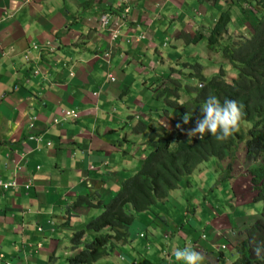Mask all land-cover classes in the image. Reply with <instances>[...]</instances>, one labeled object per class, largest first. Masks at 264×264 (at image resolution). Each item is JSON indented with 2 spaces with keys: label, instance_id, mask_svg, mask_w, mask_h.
Returning <instances> with one entry per match:
<instances>
[{
  "label": "crops",
  "instance_id": "0c3cea01",
  "mask_svg": "<svg viewBox=\"0 0 264 264\" xmlns=\"http://www.w3.org/2000/svg\"><path fill=\"white\" fill-rule=\"evenodd\" d=\"M193 1L194 7L218 11L223 0ZM185 2L0 0V181L14 182L6 189L0 186V264H51L54 259V264H67L68 253H75L93 233L85 229L82 243L71 246L73 232L101 211L97 206L71 203L78 195L96 192L94 196L108 201L118 182L136 170L145 153L146 133H134L127 124L128 115L108 117L107 102L116 95L127 108L134 104L138 121L153 123L149 117L156 115L158 100L144 81L135 97L127 93L126 87L134 83L127 70L133 66L140 70L144 59L145 63H177L176 51L157 49L159 41L154 38L160 39L161 33L154 27L181 20L185 27L169 37L179 42L178 36H189L194 25L190 16L197 12L194 7L189 11ZM124 9L127 17L120 23L117 39L111 41L98 27V18L103 12L118 14ZM207 10L203 14L207 13L209 24L214 14ZM148 51L155 56L152 62L146 58ZM112 71L117 78L110 81ZM108 83L113 90L103 92ZM151 83L159 85L161 80ZM63 109L78 111V117L62 118ZM87 187L93 193H87ZM176 190L156 212L170 220L168 227L166 220L153 217L156 210L152 216L139 211L141 218H133L127 227L126 241L91 264H158L166 259L163 253L168 254L169 264H184L174 250L188 245L204 255L203 264L231 262L235 257L232 246L218 248L225 242H242L243 234L240 241L231 243L227 232L244 228V216H256L243 213L239 205L244 201L233 205L231 198L232 210L244 216L227 214L224 207L219 210L220 199L198 212L195 207L201 196L196 197V188ZM177 198L181 205L173 201ZM172 207L180 210L174 222L166 215ZM199 215L208 220L201 221ZM217 217L223 218L225 228L214 223ZM230 217H235L232 222ZM238 217L239 226L235 224ZM199 222L203 230L197 236L201 235L184 239L181 228L189 227V233ZM63 237H69V246L61 251L58 245Z\"/></svg>",
  "mask_w": 264,
  "mask_h": 264
},
{
  "label": "trees",
  "instance_id": "16d2710c",
  "mask_svg": "<svg viewBox=\"0 0 264 264\" xmlns=\"http://www.w3.org/2000/svg\"><path fill=\"white\" fill-rule=\"evenodd\" d=\"M257 2L264 5V0H254V4ZM229 22L230 15L226 12L219 13L218 17L213 19L206 38L209 48L216 49L214 42L226 32ZM219 54L235 67L234 76L226 78L220 68L217 73L205 78L198 70L200 65L195 63L193 85H182L168 76V79L174 82L171 87H162L158 90L154 83L147 86L148 89H153L155 98L163 96L164 104L176 109L180 116L172 124V129L166 128L170 122L165 124V127L141 122L132 128L135 133L145 131V142L150 143L152 147L138 169L122 180L108 202L103 203L94 195L76 196L71 203L73 206L77 204L97 206L101 211L82 229L73 232L71 246L78 245L83 240L85 229L93 231L82 248L67 257V264H91L107 254L115 243L124 242L134 212L151 208L156 205V200L163 203L168 189L182 187L179 184L180 179L191 173L198 164L207 163L211 158V162L214 160L217 168L222 170V179L235 172L236 164L242 163L243 160L250 162L247 168L251 175L250 182L252 188L258 189L253 200H260L263 203L259 216H262L264 221V15L257 21L250 38L234 43L229 42L227 38L220 45ZM181 86L186 93L189 90L193 93L182 102L178 101L177 94V90L182 89ZM208 95H215L221 101L233 99L243 105L245 118L241 131L222 142L211 138L210 134L202 141L196 137L191 140L181 138L177 123L182 124L183 116L189 113L191 121L183 127L193 125L201 116V107ZM251 160L255 161L252 163ZM210 177L209 174L204 178ZM184 184L191 186L188 177L184 179ZM201 186L204 190L205 186ZM261 221L258 219L244 230L246 237L240 243L241 247H234L236 258L229 264H264V260L250 255L251 250L258 244L253 237V229L261 232V242L258 246L264 248V223L261 227Z\"/></svg>",
  "mask_w": 264,
  "mask_h": 264
},
{
  "label": "rangeland",
  "instance_id": "374dc122",
  "mask_svg": "<svg viewBox=\"0 0 264 264\" xmlns=\"http://www.w3.org/2000/svg\"><path fill=\"white\" fill-rule=\"evenodd\" d=\"M251 1L252 0H249L250 3H251ZM185 3L188 4L189 11L195 5L193 0H186ZM222 4H223V6L226 4L229 5V3L226 0H223ZM244 6L245 5H243V7ZM207 9L208 8L203 6V5H201V7H199V6L194 7V10H196L197 13H191V16H190L191 19L189 20L192 22V24H194L193 27H196V26L198 27V24L203 23V25L207 29L210 30L212 27L213 19L217 18L219 13L226 12V13H229V15L231 17H234V14L235 15L239 14V15L245 17V22L243 23L244 27L241 26V29H238L239 33L237 35H235V37L237 39L240 35H243L245 33L244 29L247 30V27L248 28L251 27V29H253L255 21H256V19H255L256 15L251 13V9L247 6H246V9L243 8L241 12L236 7L230 8V10L228 12L226 11V7L221 11H217V10L214 11L212 8L209 10H207ZM239 9H241V8H239ZM206 10H207V12L214 14V16H212L210 18V20L208 21L209 24L207 23V18H206L207 13L203 14L204 12H206ZM238 11H239V13H238ZM236 21H237V23H239L240 20H238V19L236 20V18H234L233 24H235ZM172 23H174V24L172 25ZM237 23L235 25H237ZM156 25L157 26H155L154 29H156L159 32V34L161 33L160 39H158V37L154 38L155 40L159 41V44L157 45V49L159 51L163 50L164 53L174 50V51H176L177 54L180 55V57L178 58L177 63H163V64H161V63H145L146 60L144 59L143 62L140 63L143 65V67L140 70L135 69L134 66L131 68V70L128 69L127 71L130 72L129 77H130V79L134 80V83L129 84L126 87V90H127V93H129L132 97H135L138 94L139 90L142 87V84H141L142 81L147 82L146 84L148 86L150 84V82L153 81L156 77L160 78L161 76L167 75V73H166L167 70H169V72H170V73H168L169 77H174V79H178L181 82V84L193 85L195 77L189 76V75H195V72L193 71V69H194L193 67L195 66V63H198L199 65H201L198 70L200 71L201 75L203 77H206V78H208L212 74L217 73L218 70L220 69V67L222 68V71H223L226 78H230V77L235 75V71H236L235 67H233V65L231 63H228L223 59V57L219 54V49L217 51L216 50L215 51H212V50L209 51L206 48L208 46V41L206 40L207 37H205V34H204V33H206V30L204 28L198 29V31H200V33L202 35L200 40H199L198 34H196L197 33V31H196V33H195L196 35H194L191 38L193 43H188V42H185L186 38H182L179 40V42H176L177 39L174 40V39H171L169 37V35H171V34L176 36V34H178L180 29L185 27L182 24L181 20L169 21L168 25H162V24H156ZM193 27L190 28V29H192L190 32H193V30H194ZM187 28H189V26ZM151 30L154 31L153 27ZM202 32H204V33H202ZM163 36H165L164 37L165 38L164 39L165 45L162 46L160 42H161ZM235 37H234V39H235ZM147 40L150 41L152 39H151V37H149ZM228 41L232 42L231 33H229ZM146 58L152 62L153 59H155V56L153 55V53L151 51H148ZM182 61L186 62L188 64V66H190V67L189 68L184 67L183 63H179ZM168 64H169V67H168ZM174 67H175V69L177 68L178 71L173 72L172 69ZM163 71L166 74L162 73ZM192 72H193V74H192ZM160 73H161V75H160ZM187 73H190V74L186 75ZM111 74H112L113 78H115V77L117 78V73L115 71H112ZM169 83H170L169 79L164 78V80H161V84L159 86L162 87L163 84L164 85H170ZM111 86H112V84H110V83L106 84L103 92L106 90H113L111 88ZM178 94L181 95L180 101H183L185 98H189V96L192 95L193 93L190 90L188 93H186V91L184 90V87L182 86V89L181 90L179 89ZM107 103L109 104V110L107 112L108 117H113V119H116V118L123 119V116L128 115L129 117H127V120H128L127 124H129V125H132L134 122L138 121V118H137L138 116L134 117V113H135L134 110L137 109L134 106V104H131L129 106V108H127L126 106H124V105H126L125 100L119 99L116 95H112ZM151 103H153V99L151 100ZM148 106L149 105H146V107H148ZM175 114L177 115L176 112L170 111V113L167 116L173 120L174 119L176 120ZM149 118L152 119L153 117L151 116ZM168 119L169 118H164L163 119L164 121H161V123L159 122V119H158L157 123L158 124L163 123L165 125V122L169 121ZM109 123H111V121H109L108 124ZM194 124L190 125V126H184V128L188 129V128L194 126ZM65 126L67 128V124H65ZM70 129H72V128H70ZM179 132H180L181 138H188V136L184 132H181L180 130H179ZM122 149H125V147L124 148L122 147ZM211 160H212V158L210 159L209 162L202 163L200 165L199 171H197V169L194 168L191 173L183 176L179 181V184L185 188L186 185L184 184V179L186 177H188V183L192 186V189H194V185H195L196 197L199 198L201 196L200 199H198L196 202L197 207H195V209H197L198 212H201L202 207H205L207 209V206L210 203H213V199H220L221 201L218 202L219 203L218 209L222 210L224 207L225 212L227 214L230 212H233V214L235 216V215H237V213L242 214L241 211H246L247 215H250V214H254V216L260 215L261 202H259V201L248 202L253 198L256 191L253 188H251V184L248 182V174L246 173V171L244 169L242 170L241 166L237 169L238 174L234 176L236 178V185L233 188V191H232L231 197H230V192L228 191L229 190L228 181L224 180V183L222 184L221 180L216 179V177L217 178H219V177H218V175H216V173L214 171L219 170V168H217L215 161L213 160L211 162ZM254 161L255 160H251L252 163ZM245 165H250V162L247 161L245 163ZM209 174L211 175L210 178H207V179L204 178L205 175H209ZM199 181H200V183H202V182L203 183L199 184L198 183ZM211 183H212V187H211ZM201 185H205L204 190H203ZM209 187H211V188H209ZM92 190L93 189L87 187L85 191L87 193H93ZM176 191H175V194H176ZM197 191H198V194H196ZM218 191H220V193H218ZM115 192H116V190H115ZM83 193H84V191H83ZM230 198L233 201V205H234V203L244 201V203H242V205H239L241 211L235 212V210H232L233 207L231 206V204L229 205V202H228V200ZM173 201L175 203L181 205L179 198L174 199ZM182 204L184 205L183 200H182ZM226 206H228V207H226ZM137 212H135L136 214H134V218L135 217L141 218V213L139 211H137ZM143 212H145V214H147V215L152 216L153 211H152V209H150V210H146ZM167 214L170 216L171 220H173V222H174L175 218L180 214V210L178 208L172 207V209L170 211H168ZM193 214L194 213L192 212L190 214V216H193ZM241 216H244V215L242 214ZM232 218H235V217H232ZM232 218L230 219L231 222H232ZM244 218H246L244 221V224L246 225L249 222V220L252 219V216H244ZM199 219L201 221L206 220L205 216L202 217V215H199ZM192 220H195V218L193 217ZM200 223L201 222L197 223L198 225L196 224L194 226V228L189 231V233H187V230L190 229L189 227L184 226L183 228H181L180 232L184 234V237H186L184 239H189L188 235H190V234H192L194 237H196L203 230V225ZM214 223H218L221 226V228L225 226V223H224V220L222 217H217L215 219ZM134 224H135V222H134ZM235 224L239 226V217L235 220ZM171 228H172V226H171ZM63 230H66V229L63 228ZM244 230L245 229L242 228V229H238V230H230V232H227L229 241L231 243H235V242L240 241L242 234L244 236ZM192 235H190V236H192ZM62 236H63V233H62ZM158 236L161 237L159 234H158ZM68 240H69V237H66V238L63 237L62 238V241H64V242H62V244L58 245V247L61 249V251H62V248L64 246H65L64 249L67 250L66 247L69 246ZM217 244H219V243H217ZM55 252H56V254L59 255V252L57 250ZM70 253H72V252H69L68 254H70ZM62 257H64V256L62 255ZM233 260H235V257ZM56 261H57V259H54L51 264L56 263ZM218 264H229V262L223 263L222 261H219Z\"/></svg>",
  "mask_w": 264,
  "mask_h": 264
},
{
  "label": "clouds",
  "instance_id": "9594fccd",
  "mask_svg": "<svg viewBox=\"0 0 264 264\" xmlns=\"http://www.w3.org/2000/svg\"><path fill=\"white\" fill-rule=\"evenodd\" d=\"M183 1H186V0H183ZM228 3H229V5H224L223 6V4L221 5V7H220V9L218 10V11H221V10H223L225 7H226V11H229L230 10V8H232V7H236L240 12L242 11V9L243 8H245L246 9V6L247 7H249L250 9H251V13H253V14H255L256 15V17H255V19H256V21H255V24H254V27L256 26V23H257V21H259L260 20V18L264 15V5H262V4H260L259 2H257L256 4H254V0H252L251 1V3L249 2V0H226ZM238 4V5H237ZM243 5H245L244 7H243ZM239 8H241V9H239ZM124 10H126V9H124ZM239 11H238V13H239ZM103 14H109L110 15V21L108 22V24H107V26H105V27H103V26H100V24H99V18H98V27L99 28H101V29H103V30H105L107 33H108V38L111 40V41H114V40H116L117 39V36L119 35V33H120V23H121V21H123L124 20V18H126L127 17V10L124 12H122V13H118V14H112V13H109V12H103L101 15H103ZM122 14H124V16L122 17L121 15ZM100 15V16H101ZM214 16V15H213ZM211 17H212V15H211ZM210 17V18H211ZM234 18H236V20L238 19V20H240L239 21V23H237V21H236V23H237V25H235V24H233V19ZM116 23L117 24V33H116V35H115V37L112 39L111 38V31H110V29H111V25H112V23ZM241 22V23H240ZM245 22V17H243V16H241V15H235L234 14V17H231L230 16V22L228 23V25H227V28H226V32L223 34V36L221 37V38H218L217 39V41L216 42H214V46L216 47V49H211V48H209V46H207L206 48L210 51V50H212V51H217L218 49L220 50V45H222L223 43H224V41H226L227 40V38L229 39V33H231V37H232V43H234L235 41H239V40H242V39H248V38H250V34L253 32V29H251V27L250 28H248L247 26V30L246 29H244V34L243 35H240L237 39H236V37H235V35H237L239 32H238V29H241V26H243V23ZM198 25H202V26H204L203 25V23H200V24H198ZM205 27V26H204ZM244 27V26H243ZM253 27V28H254ZM205 30H206V35H205V37H207V35H208V33H209V29H207V28H204ZM196 31H197V33H196ZM189 33H191L189 36H178V38H180V39H182V38H186V41L185 42H188V43H193V41L191 40V38L194 36V35H196V34H198V36H199V40L201 39V37H202V35H201V33H200V31H198V29L196 28V29H194L193 30V32H189ZM196 33V34H195ZM234 37H235V39H234ZM235 40V41H234ZM204 44V43H203ZM163 45H164V43H163ZM224 59V58H223ZM225 60V59H224ZM226 61V60H225ZM226 62H228V61H226ZM181 63H183L184 64V67H190V66H188V64L186 63V62H184V61H182ZM229 63V62H228ZM201 66V65H200ZM169 67V66H168ZM221 68V67H220ZM222 69V68H221ZM173 70V72H175V71H178V69L176 68L175 69V67L172 69ZM192 70V69H191ZM193 71H194V69H193ZM165 73V72H164ZM166 73H167V75H165V76H161L160 78H155L156 80H164V78H166V79H168V73H170L169 72V70H167L166 71ZM165 73V74H166ZM188 74H190V73H187L186 75H188ZM192 74H193V72H192ZM161 75V74H160ZM192 76V75H191ZM206 78V77H205ZM154 79V80H155ZM169 79H174V77H169ZM109 80L110 81H113V77H109ZM153 80V81H154ZM177 81H179L178 79H176ZM170 81V85H162V87H171V86H173L174 85V82L172 81V80H169ZM180 82V81H179ZM151 83V82H150ZM181 83V82H180ZM155 84V86L154 87H157V89L158 90H160L162 87L161 86H159V85H156V83H154ZM183 85V84H182ZM159 86V87H158ZM182 87V86H181ZM152 90V98H154L155 99V97H154V95H153V89H151ZM180 90H181V88H180ZM179 93V90H177V94ZM180 96L181 95H179L178 94V101H180ZM157 98V100H158V104H157V106H156V115H152V124H149V125H161V126H164L165 127V125L162 123V124H158L157 123V120L159 119V122L161 123V121H164L163 119L164 118H169L168 120L169 121H166L165 122V124H167L168 122H170L171 124L168 126V127H166L167 129H172L173 128V125L172 124H174L175 123V121L177 120V118L180 116L179 115V113L176 111V109H172V108H169V107H167L165 104H164V102H163V96H158V97H156ZM188 98H185L184 100H187ZM183 100V101H184ZM180 102H182V101H180ZM64 111H68V112H72V114H74L73 116L72 115H66V116H64L63 115V112ZM165 111V112H164ZM170 111H173V112H176L177 113V115L175 114V117H176V120L174 119H171L170 117H168L167 115L170 113ZM153 114V113H152ZM60 116H62V118H77L78 117V111H74V110H72V109H63V110H61L60 111ZM158 118V119H157ZM244 118H245V113H244V111H243V105H241L238 101H236V100H233V99H224L223 101H221L218 97H216L215 95H208L206 98H205V100H204V102H203V105H202V107H201V116L199 117V118H197L196 120H195V124H194V126H192V127H190V128H188V129H185L184 127H183V125H187V124H189L190 123V121H191V115L188 113V114H185L184 116H183V118H182V124L181 123H177V125H176V127H177V129H179L181 132H184L187 136H188V138H189V140H191L193 137H196V138H198V139H200L201 141L202 140H204L205 139V137L207 136V135H209L210 134V136H211V138H213V139H215L216 141H220V142H222V141H225V140H227V139H229V138H231L234 134H236V133H239L240 131H241V126H242V123L244 122ZM172 121V122H171ZM137 123H141V121H136V122H134L131 126H132V128L137 124ZM142 123H146V122H142ZM148 124V123H147ZM135 133V132H134ZM142 133H145V132H142ZM136 134H139V133H136ZM144 143H145V153L143 152V159L142 160H144V158L146 157V155H147V153H148V151L150 150V147H152L151 146V144L150 143H146L145 141H144ZM247 161H245V160H243V162L242 163H240V164H236L235 165V172H233V173H230L229 175H228V177L226 178V179H222L221 177V175H222V170H216V171H214L215 173H216V175H218V177L219 178H217L216 177V179H219V180H221V183L223 184L224 183V180H227L228 181V185H229V192H230V194L232 193V191H233V188L235 187V185H236V178L234 177L235 175H237L238 173H237V169L241 166V168H242V170L244 169L245 171H246V173L248 174V182L251 184V182H250V179H251V175H250V173L248 172V166L249 165H245V163H246ZM142 163V162H141ZM140 163V164H141ZM202 163H205V162H202ZM202 163H200V164H198V166H197V171H199V169H200V165L202 164ZM107 163H106V161H104L103 162V164L102 165H106ZM140 164L137 166V168L136 169H138V167L140 166ZM136 170H134V172H135ZM134 172H132V174L134 173ZM131 174V175H132ZM131 175H129V176H131ZM128 176V177H129ZM125 178H127V177H125ZM124 178V179H125ZM122 180L123 179H121L119 182H118V187H119V185H120V183L122 182ZM189 186L187 185L185 188H188ZM211 187H212V184H211ZM211 187H209V188H211ZM180 188H183V187H177V188H174V189H168L167 191H168V194H167V196H166V198L164 199V201H166V199H167V197H168V195H169V193L172 191V190H176V189H180ZM251 188H252V184H251ZM6 189V188H5ZM255 191H256V193H255V195L253 196V197H255L256 196V194H257V192H258V189L257 188H253ZM185 192V191H184ZM97 193V192H96ZM95 193V194H96ZM94 194V195H95ZM113 197V196H112ZM255 202V201H259V202H261L260 200H253V198L250 200V201H248V202ZM103 202V201H102ZM106 202H108V201H106ZM103 203H105V202H103ZM161 204H164V202L163 203H159V202H157V200H156V205H154V206H152L151 208H149V209H146V210H150V209H152V210H156V211H154V216L153 217H156L157 216V218L159 219V220H166V221H164V225L166 226V227H168L167 225H168V221H170V220H167L166 219V217L164 216H159L156 212H157V209H158V207L161 205ZM262 206H263V203L261 202V210H262ZM128 208H130V207H128ZM146 210H143V211H146ZM243 213H246V211H244ZM134 214H135V212H134ZM169 218H170V216L168 215V214H166ZM164 218V219H163ZM171 219V218H170ZM258 219H261L262 221V223L260 224V226L261 227H263V223H264V221H263V217L262 216H259V215H256V217L255 218H252V220H251V222L248 224V225H245V227H244V229H247L248 227H249V225L250 224H252V223H254V222H257V220ZM167 234H171L169 231L167 232ZM166 234V235H167ZM252 234H253V237L256 239V241H257V247L254 249V250H251V253H250V255H253V256H257L259 259H261V260H264V248H261L260 246H258L259 245V243L261 242V232H258L257 230H252ZM165 235V236H166ZM201 235V234H200ZM199 235V236H200ZM141 236V235H140ZM199 236H197V237H199ZM245 237H246V234H245V232H244V236H243V240L245 239ZM127 238H128V235H127ZM85 238L83 237V240H84ZM83 240H81V242H80V244L82 243V241ZM85 240H87V239H85ZM126 241V240H125ZM124 241V242H125ZM85 241H83V243H84ZM124 242H121V243H115L114 244V246L115 245H119V244H122V243H124ZM241 242V241H240ZM240 242H238L237 244L235 243V244H233V245H229V244H227L226 242V244L224 243L223 245H221L220 246V248H218L219 250H223V249H225L226 248V245H227V248L229 247V246H232V248H233V251H234V253H235V258H236V252H235V249H234V247H237V246H240ZM83 246V245H82ZM75 247V246H74ZM241 247V246H240ZM82 248V247H81ZM77 249H80V248H78L77 247ZM112 249V248H111ZM110 249V250H111ZM109 250V251H110ZM241 250V249H240ZM109 251H107V252H109ZM164 255H165V257H166V259L165 260H162V261H160L159 263H163V264H169L170 263V258L168 257V254L167 253H163ZM72 255V253H70L67 257H69V256H71ZM106 255V254H105ZM104 255V256H105ZM174 255H175V257H176V259L177 260H179V261H183L184 262V264H203V262H204V260H205V257H204V255L201 253V252H199V251H196L193 247H191L190 245H188V246H185L183 249H180V248H176L175 250H174ZM102 257V256H101ZM100 258V257H99ZM233 261V260H232ZM158 263V264H159ZM230 263V262H229ZM4 264H10L9 262H6V263H4Z\"/></svg>",
  "mask_w": 264,
  "mask_h": 264
},
{
  "label": "built area",
  "instance_id": "2783aa9c",
  "mask_svg": "<svg viewBox=\"0 0 264 264\" xmlns=\"http://www.w3.org/2000/svg\"><path fill=\"white\" fill-rule=\"evenodd\" d=\"M126 10H124V12H125ZM122 17L124 16V14H122L121 15ZM110 15L109 14H103V15H101L100 17H99V24H100V26H103V27H105V26H107V24H108V22L110 21ZM110 33H111V38L113 39L114 37H115V35H116V33H117V24L114 22V23H112V25H111V29H110ZM63 115L64 116H66V115H74V114H72V112H68V111H64L63 112ZM56 119H54V121H55ZM12 185H14V182H10V183H2L1 181H0V186H2L3 188H7L8 186H12ZM159 264H163V263H159Z\"/></svg>",
  "mask_w": 264,
  "mask_h": 264
}]
</instances>
